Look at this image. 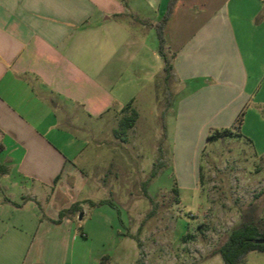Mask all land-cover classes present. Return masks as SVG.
<instances>
[{"label": "crops", "instance_id": "obj_1", "mask_svg": "<svg viewBox=\"0 0 264 264\" xmlns=\"http://www.w3.org/2000/svg\"><path fill=\"white\" fill-rule=\"evenodd\" d=\"M168 2L0 0V155L10 152L0 159V264H39L47 247L69 264L77 214L53 220L91 201L81 199L87 166L75 162L83 148L69 130L81 129L79 113L133 108L127 76L163 72L156 24ZM164 34L178 85L166 112L175 139L194 130L208 140L246 116L256 61L264 75V0H175Z\"/></svg>", "mask_w": 264, "mask_h": 264}, {"label": "rangeland", "instance_id": "obj_2", "mask_svg": "<svg viewBox=\"0 0 264 264\" xmlns=\"http://www.w3.org/2000/svg\"><path fill=\"white\" fill-rule=\"evenodd\" d=\"M144 71L142 80L125 82L137 90L133 129L116 134L131 111L112 109L102 118L79 113L81 129L69 130L83 148L75 162L87 166L81 199L95 203H83L74 219L69 264H224L219 247L233 228L245 220L264 225V75L256 61L242 136L199 140L190 130L188 141H178L175 115L165 113V128L161 120L167 89L173 101L178 85L154 66ZM52 248L41 254L44 264H58ZM238 264H264V251H249Z\"/></svg>", "mask_w": 264, "mask_h": 264}, {"label": "trees", "instance_id": "obj_3", "mask_svg": "<svg viewBox=\"0 0 264 264\" xmlns=\"http://www.w3.org/2000/svg\"><path fill=\"white\" fill-rule=\"evenodd\" d=\"M175 0H169L167 9L164 12L162 18L156 24V32L158 37V50L162 58L164 59L163 74L164 78L168 80L171 78L172 57L167 54L166 39L164 34L165 24L171 14ZM166 105L164 111L161 112V120L163 128H165L164 120L165 113L172 102V95L167 89ZM131 102L128 103L122 112L126 110L131 111V115L124 114L120 119V132L115 130L116 134H125L130 128L133 127L138 113L135 109L131 108ZM244 111H241L230 127L222 129H214L208 134V140H216L226 136H242L240 131L241 124L243 122ZM90 204H95L93 201H89ZM81 201L72 203L68 208L61 209L59 211V217L54 219L55 223H60L62 218L68 214L76 215L82 210ZM83 233V232H81ZM264 238V225L254 221L245 220L239 226L233 228L227 238L219 247V253L221 254L224 264H238L243 260L244 256L251 250L264 251V243H256L255 240ZM102 264V261H101ZM140 264V263H138Z\"/></svg>", "mask_w": 264, "mask_h": 264}, {"label": "water", "instance_id": "obj_4", "mask_svg": "<svg viewBox=\"0 0 264 264\" xmlns=\"http://www.w3.org/2000/svg\"><path fill=\"white\" fill-rule=\"evenodd\" d=\"M256 243H264V238H259L255 240Z\"/></svg>", "mask_w": 264, "mask_h": 264}]
</instances>
